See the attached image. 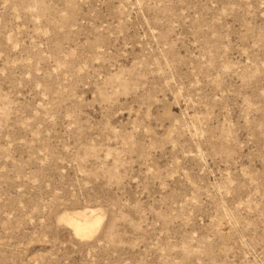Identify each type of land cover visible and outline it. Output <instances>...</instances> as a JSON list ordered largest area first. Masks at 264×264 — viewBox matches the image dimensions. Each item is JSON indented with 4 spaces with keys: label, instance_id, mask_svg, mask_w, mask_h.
<instances>
[{
    "label": "rangeland",
    "instance_id": "374dc122",
    "mask_svg": "<svg viewBox=\"0 0 264 264\" xmlns=\"http://www.w3.org/2000/svg\"><path fill=\"white\" fill-rule=\"evenodd\" d=\"M0 264H264V0H0Z\"/></svg>",
    "mask_w": 264,
    "mask_h": 264
},
{
    "label": "bare ground",
    "instance_id": "6f19581e",
    "mask_svg": "<svg viewBox=\"0 0 264 264\" xmlns=\"http://www.w3.org/2000/svg\"><path fill=\"white\" fill-rule=\"evenodd\" d=\"M105 215L101 209H84L66 213L61 220L70 227L80 239L94 237L104 223Z\"/></svg>",
    "mask_w": 264,
    "mask_h": 264
}]
</instances>
